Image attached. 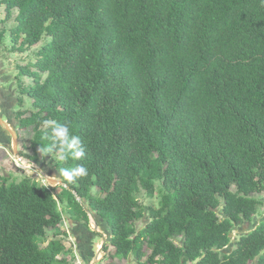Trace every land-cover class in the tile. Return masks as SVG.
Returning a JSON list of instances; mask_svg holds the SVG:
<instances>
[{"label":"trees","instance_id":"16d2710c","mask_svg":"<svg viewBox=\"0 0 264 264\" xmlns=\"http://www.w3.org/2000/svg\"><path fill=\"white\" fill-rule=\"evenodd\" d=\"M1 7L2 24L18 14L0 30V45L7 32L11 52L47 38L34 61L17 66L32 77L16 101L24 106L28 93L34 109L15 113L18 126L32 130L31 161L50 142L41 121L68 122L85 155L54 167L83 164L88 175L61 177L67 188L0 174V264H75L57 227L66 212L71 230L92 244L100 233L83 205L107 235L104 251L109 244L118 258L264 264V213L231 238L264 202L255 196L264 197V0H0ZM156 181L157 205L143 204L138 193L152 198ZM48 229L56 233L41 247Z\"/></svg>","mask_w":264,"mask_h":264},{"label":"rangeland","instance_id":"374dc122","mask_svg":"<svg viewBox=\"0 0 264 264\" xmlns=\"http://www.w3.org/2000/svg\"><path fill=\"white\" fill-rule=\"evenodd\" d=\"M4 12H5L4 7H1L0 8V19L3 17ZM17 14H18V9H15L13 12L12 18L8 23L2 24L0 21V30L2 29L4 25H6L7 28L14 26L15 16H17ZM46 39H47L46 37H43V39L39 43L32 46L31 48H29L28 51L24 53L11 52L9 50L11 46L10 38L8 37V32L6 33V36L3 42L1 43L2 45H0V70L1 68H4L6 72L4 71V75H0V82L6 81L3 83L4 84L9 83L8 85L10 86L12 91L16 93V96H21L20 91H23L24 86L26 85V87H28L32 82L31 80L32 77H28V76L24 77L19 74L17 70V66L27 64L30 61H34L37 56L36 55L37 50L45 42ZM13 92H12V96H9V100L12 99V101H15ZM13 105L14 104H12V107H10V110L13 109V114H15L16 112L20 110H27V113L24 115V117L30 114L31 111L29 110L34 109L32 105V98L30 97L28 93H25L24 95V106H19L17 102L15 106ZM2 118H5V117L2 116ZM11 118L12 119L9 120L10 124L17 125L16 132L18 134V140H17L18 145L16 149L13 139L10 135H9L10 143H7L8 146L5 147L3 145H0V174L5 175V176H11V180H20L21 177L27 175V176L36 178L37 180H39V182H42L46 185L51 186L49 182L46 180V177L53 176V175L56 176L58 174L57 170L54 167V162H52L51 158H48V157H44L42 159L40 156V153L38 155V162L31 161L30 156L34 155V151L29 146L30 139L32 137V130L30 127L26 129H22L21 127L18 126V121L15 120L13 116ZM0 141H3L2 135H0ZM19 158H21L22 160L21 162L18 160ZM155 184H156V192L152 198H148L145 195V192L143 190L138 193V198L140 202H142L143 204L153 203L157 205L160 199V194H161L160 186L161 185L159 181H156ZM52 187H55V186H52ZM59 190H60L59 187H57V189L54 190V193L58 192ZM93 193L97 194L96 189H93ZM255 196L259 199L264 198L263 193L255 194ZM63 206L65 207V204L59 205V207L62 209V212H63ZM263 213H264V202L260 204L258 208V213L255 215L252 222L250 223L248 222L245 224L243 223L241 226H237L236 228L232 230L231 232L232 240L237 239L241 233L249 231L252 226L256 225L258 221L262 218ZM69 218H70L69 214L66 212H63V221L60 224L61 226L59 225V227H57L58 230H60L59 232L62 234H59V236L57 237L61 238L63 242L67 243L68 247L71 246L72 249H74L75 238L71 233L72 230L69 226V223H71V221ZM90 221L91 222L89 224H92L90 225L91 228L95 229L94 218L92 215H90ZM145 221L142 220V221L137 222L138 228L142 227ZM98 230H99L98 233L100 234H97L96 236L93 237V248L94 250H96L95 252L99 250V255L101 256H99L98 258L100 259L99 261H101L104 257L105 252H107L106 257H108L111 246L108 244L106 247L107 251H104V249L100 251L99 248L102 243V238L104 236L103 234H101V232L103 231L100 228H98ZM64 232L66 233L65 235L63 234ZM55 233H56L55 229H48L46 240L45 242H44V239L41 240L42 245L40 246L41 247L45 246L47 240L52 239ZM104 235H105V238H107V235L106 234ZM72 249H71V252L67 254L68 256H66L68 261L71 263L73 262V258L70 257L69 254L72 255ZM145 252L148 253L147 250ZM73 257L75 258L74 262H76L78 259L80 264H84L77 254H74ZM145 260L146 258L144 259V262ZM144 264H147V263H144Z\"/></svg>","mask_w":264,"mask_h":264},{"label":"clouds","instance_id":"9594fccd","mask_svg":"<svg viewBox=\"0 0 264 264\" xmlns=\"http://www.w3.org/2000/svg\"><path fill=\"white\" fill-rule=\"evenodd\" d=\"M41 129L44 138L50 141L38 149L42 159L45 156H50L52 162L64 163L69 159L79 161L84 157L83 141L79 135L72 132L70 123H61L55 119H43ZM87 175L88 169L83 164H76L74 167H61L58 170V176L68 183Z\"/></svg>","mask_w":264,"mask_h":264},{"label":"crops","instance_id":"0c3cea01","mask_svg":"<svg viewBox=\"0 0 264 264\" xmlns=\"http://www.w3.org/2000/svg\"><path fill=\"white\" fill-rule=\"evenodd\" d=\"M3 71V73H2ZM4 71L6 72V70L4 68H1L0 70V75H4ZM6 82V81H3ZM3 82H0V117L2 118V116H4L5 118H2L3 120L5 119V124L6 126L1 123L0 124V135L3 136V141H0V145H3L5 147H7V143H10V137L11 134L8 131V127L11 126L9 120H11L12 116L13 118L16 120L15 118V114H13V109L10 110V107H12V104H14L13 106L16 105V93H14L12 91V89L10 88V86L8 85L9 83L4 84ZM12 92L14 93V98L15 101L9 100V96H12ZM12 137V136H11ZM74 223H69V226L71 228H73ZM92 225V224H91ZM61 226V225H60ZM81 227V226H80ZM76 228H78V226H76ZM60 229V228H59ZM57 231V230H56ZM68 231V230H67ZM95 231V230H94ZM72 235L75 238V242H74V249H72V255L73 254H77L78 257L81 259V261L84 264H93L96 259V257L98 258L99 256V252H95L96 250H94L93 248V243H89V241H84L81 239V237H78L77 235V231H71ZM49 240V239H48ZM64 245L66 246V248H68L67 243L63 242ZM92 245V246H90ZM70 248H72L70 246ZM107 251V250H105ZM85 253V255L88 257H90V260L88 262H84L85 259H83L82 255ZM107 252H105L104 257L101 261H96V264H139L134 257H132L131 255L128 256L127 258H118L116 256H114V248L111 246L110 250H109V255L108 257H106ZM66 255V254H65ZM68 256V255H66ZM106 258V259H105ZM145 259V257L143 258V260Z\"/></svg>","mask_w":264,"mask_h":264},{"label":"water","instance_id":"95a60500","mask_svg":"<svg viewBox=\"0 0 264 264\" xmlns=\"http://www.w3.org/2000/svg\"><path fill=\"white\" fill-rule=\"evenodd\" d=\"M0 123H3L5 126H6V124H5V120H3L1 117H0ZM16 126L17 125H14V124H12L10 127H8V131H9V133L11 134V136H12V139H13V142H14V145H15V147H16V149H17V140H18V134H17V132H16ZM18 151V150H17ZM18 154V153H17ZM21 159V158H20ZM46 180L49 182V184L51 185V186H57V185H60V186H64V187H67V185L66 184H64L63 183V181H62V179H61V177H59L58 176V174L55 176V175H53V176H47L46 177ZM68 188V187H67ZM72 192H74L75 193V191H72ZM75 197H76V199L80 202V201H82L81 199H80V197L78 196V195H76L75 194ZM84 206V209L89 213V215H92L91 213H90V211L88 210V208L85 206V205H83ZM93 216V215H92ZM94 226H95V229H93V230H95V231H99L98 230V225L96 224V222L94 221ZM255 226V225H254ZM101 234H103V232H101ZM103 238H102V243H101V245H100V251L103 249V245L106 243V238H105V235L103 234ZM98 252H99V250H98ZM99 260V258H97L96 257V259L94 260L95 262L93 263V264H96V261H98Z\"/></svg>","mask_w":264,"mask_h":264},{"label":"built area","instance_id":"2783aa9c","mask_svg":"<svg viewBox=\"0 0 264 264\" xmlns=\"http://www.w3.org/2000/svg\"><path fill=\"white\" fill-rule=\"evenodd\" d=\"M20 162L22 161L20 158L18 159ZM75 264H80V262L78 261V259H77V261L76 262H74Z\"/></svg>","mask_w":264,"mask_h":264}]
</instances>
